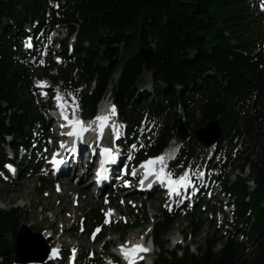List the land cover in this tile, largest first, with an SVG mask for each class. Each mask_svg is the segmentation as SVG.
Wrapping results in <instances>:
<instances>
[{"label":"trees","instance_id":"1","mask_svg":"<svg viewBox=\"0 0 264 264\" xmlns=\"http://www.w3.org/2000/svg\"><path fill=\"white\" fill-rule=\"evenodd\" d=\"M34 23L35 49L47 25L75 36L71 51L68 39L53 51L61 64L51 62L36 74L23 51L27 27ZM144 71L150 75L149 89L139 85ZM36 76L61 85L85 117L94 115L113 84L111 97L126 135L140 139L136 160L157 154L175 137L178 111L191 135L216 120L222 130L218 148L244 136L249 152L240 158L234 180L222 186L234 205L230 230L223 234L194 207L184 243L169 251L164 237L178 216L161 210L152 224L151 241L158 251L152 264H264V12L257 2L0 0V171L8 161L6 148L31 149L46 131L31 94ZM202 150L194 137L185 142V164ZM32 163L25 158L18 170L32 171ZM83 217L86 226L102 222L97 206ZM22 218L14 208L0 209V264L13 261L12 243ZM129 228L118 223L113 230L125 235Z\"/></svg>","mask_w":264,"mask_h":264},{"label":"rangeland","instance_id":"2","mask_svg":"<svg viewBox=\"0 0 264 264\" xmlns=\"http://www.w3.org/2000/svg\"><path fill=\"white\" fill-rule=\"evenodd\" d=\"M56 34L58 33H52L50 36H47L48 46L51 45V41L55 39ZM65 35L66 32L60 30L58 37L62 39ZM53 48L57 49V46L53 45ZM33 56L39 57L40 60L30 65L32 74L38 73V67L43 65V61L45 64L54 61L50 56L44 57L43 54L38 55V53H33ZM29 63H32V60H29ZM51 73H54V71ZM139 85L146 89L150 87L148 72L144 71L142 73ZM32 95L37 97L41 113H45V110L41 106L44 100L41 99L40 94L34 90ZM71 105L74 107V104ZM47 118H49L48 115ZM109 118L111 119H109L108 122V138L105 139L107 143L109 142L108 139L113 124L117 122L115 114L113 117L110 116ZM246 142V138L241 137L224 143V145H222L220 149H216L214 153L212 149H204L205 152L203 155L206 153L204 159L190 164L186 172L183 173V176L187 173V178L190 177L192 180L199 182V186L203 187V189L212 190L210 198L207 197L209 200L202 201L201 203V210L203 212L202 217L214 221L216 227L220 228L222 232H225L227 227L225 226V210L222 209L220 205L226 202V199H222L221 193H218L220 184L216 182V178H220L222 182L233 181L241 165L240 158L249 152L247 149L249 145H246ZM43 154L45 155V152L41 151L39 156H43V160H46ZM181 161L183 162V159H181ZM43 166L44 164L38 171L25 176L17 172L15 187L10 184L11 179L9 177H7V179L5 173H0V178L2 180V183H0V209L9 210L14 208L21 212L23 218L20 223L26 225L32 224L29 229L33 233L45 234L48 230L54 229L56 231V236L50 239L49 242H46L48 246L50 244L56 246L57 243H59L61 248H64L66 251L76 246L78 254L86 253L87 251L90 252V256L94 260L93 264H101L100 255L102 252L100 246L102 241H105L110 246L117 247L120 244H125L129 239H142L146 237L145 243H150V226L159 217L160 208L166 207V210L170 212L169 206H165L163 201L155 198L156 193H152L151 195H140L127 191L123 196H119L116 199L114 204V215L116 218H114L115 220L112 225L118 222L132 225L134 222H137L139 229H130L121 237L118 233L113 231L112 225L107 226L102 223L100 232L104 235V238L99 244H92L90 237H87L85 234V230L82 231L78 226L81 216L94 206H97L102 214L109 211L108 209L112 210V206L108 207V203L104 200L102 194L96 195L95 197L90 196L87 186L89 183L88 181L84 182L87 175L83 179L73 176L59 180L62 191L56 193L55 180L51 176H46L44 174ZM202 174H205L204 181ZM140 200L143 201V204ZM217 208L222 209L224 212L222 210H217ZM43 211L46 212L43 213ZM76 225L78 226V230L74 232L72 228ZM188 233L189 228L186 226V215L184 212H181L180 220H178L177 224H175L164 237L166 249L169 251L173 249L177 242L182 239V236ZM59 235L60 238H58ZM201 237L202 235L199 238ZM153 257L154 255L150 260H152ZM150 260H146L145 264H149ZM67 262L66 257L63 264H67Z\"/></svg>","mask_w":264,"mask_h":264},{"label":"water","instance_id":"3","mask_svg":"<svg viewBox=\"0 0 264 264\" xmlns=\"http://www.w3.org/2000/svg\"><path fill=\"white\" fill-rule=\"evenodd\" d=\"M176 134L181 141L188 138V131L181 117L178 118ZM220 134L221 128L216 120L210 121L195 132L197 141L204 147L215 144ZM13 249L16 263H41L48 253L44 238L39 233L31 232L25 224H22L16 232ZM2 255L3 251L0 252V256Z\"/></svg>","mask_w":264,"mask_h":264},{"label":"snow or ice","instance_id":"4","mask_svg":"<svg viewBox=\"0 0 264 264\" xmlns=\"http://www.w3.org/2000/svg\"><path fill=\"white\" fill-rule=\"evenodd\" d=\"M38 86H40V85H38ZM55 98L58 101L57 107L61 109L62 118L65 121H67V124H68L69 127H72L74 129L72 132H69L68 135L79 136L80 133L86 131V128L84 126L83 121L76 120L74 118L75 110L78 109V107H79L78 104H74L72 118H70L69 116L65 115V112H64V109L67 107V102H64V103L60 102L61 101V97H60L59 93L57 94V96ZM111 114H113V115L115 114V106L114 105L112 106ZM95 119L97 121L106 122L109 119V117L108 116H103V117L102 116H97V117H95ZM104 126H105L104 123L100 124V128L101 129ZM61 146H63V145H61ZM101 156L102 157H106L108 159H112L113 158V154L111 152V149H109V148L102 149L101 150ZM163 161H164V157L163 156H159V157H154V158L149 159L148 161L144 162L141 166L145 167L147 169L146 174H145V179L147 178L148 175H152L153 174L152 168L150 166L154 165L155 163H160V165H161L160 171L158 173H155L157 175L158 179H164L165 175L170 176L171 173H165L164 172L165 165H164ZM57 163H58V161H57ZM6 167H8L10 170L12 169L11 165H6ZM132 174L135 175V171H133ZM186 182H187V173H185V175L180 178V183L181 184L186 183ZM176 183H177L176 181H173L171 179L168 180V184L172 188L173 192L176 191V188L174 187V185ZM112 211L113 210L109 209V213H111ZM106 216H107V214H106ZM107 222H110V220H108L106 218V223ZM96 231H99V229H97ZM93 238H95V233L93 234ZM120 250H121V253L123 254L125 260L128 262V264H135V260L140 258L139 257V253L148 251L147 248H145L143 245H140V244L131 245L130 247H125L124 245H121L120 246ZM52 251H53V253H58L57 249H53Z\"/></svg>","mask_w":264,"mask_h":264},{"label":"bare ground","instance_id":"5","mask_svg":"<svg viewBox=\"0 0 264 264\" xmlns=\"http://www.w3.org/2000/svg\"><path fill=\"white\" fill-rule=\"evenodd\" d=\"M107 112V111H106ZM103 113H105L104 111H103V104H101L100 106H99V108H98V113H97V116H102L103 117ZM97 116H95V117H97ZM98 121L94 118L93 119V121L92 122H90V123H87V129L89 130V133L91 134L92 133V130H93V125L95 124V123H97ZM107 126V125H106ZM78 142H82V141H78ZM86 173H83V175H82V177H84V175H85ZM151 186H152V184H151ZM27 226L28 227H31L32 226V224H27ZM49 235L50 234H48V233H45V234H42V236L44 237V238H46V239H48L49 238Z\"/></svg>","mask_w":264,"mask_h":264}]
</instances>
